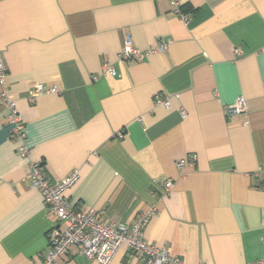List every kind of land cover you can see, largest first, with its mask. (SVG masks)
<instances>
[{"label": "crops", "instance_id": "crops-1", "mask_svg": "<svg viewBox=\"0 0 264 264\" xmlns=\"http://www.w3.org/2000/svg\"><path fill=\"white\" fill-rule=\"evenodd\" d=\"M175 1L189 21L171 0H0V93L52 180L80 171L75 208L119 226L154 208L145 239L185 264L264 263V0ZM127 34L169 44L121 60ZM7 114L0 102V264H38L58 219ZM58 264L100 263L72 246ZM109 264L147 263L122 246Z\"/></svg>", "mask_w": 264, "mask_h": 264}, {"label": "built area", "instance_id": "built-area-1", "mask_svg": "<svg viewBox=\"0 0 264 264\" xmlns=\"http://www.w3.org/2000/svg\"><path fill=\"white\" fill-rule=\"evenodd\" d=\"M171 3L183 20L189 21L190 13L183 11L175 0H171ZM168 44L165 40L160 39L150 48L141 49L135 46L132 36L127 34L119 58L121 60L145 59L150 52L164 50ZM236 52L241 53L240 48H237ZM105 72L114 75L116 70L112 65H109L105 67ZM5 77L6 67L0 59V81L3 82ZM38 88L41 91L59 92L56 86L46 89L43 84H39ZM0 102L5 105L8 111L11 136L18 143L17 149L20 156L30 165L31 185L39 190L46 208L53 212L58 219L57 226L49 232V245L43 259L38 264H58L59 257L66 254L72 246H77L81 254L100 264H109L122 246H126L147 264H185L180 256L173 255L167 248L158 247L145 239V229L155 214L154 208L139 213L132 224L119 226L114 222H106L93 208L84 211L71 205L65 192L78 181L80 171L74 169L59 180H52L47 175L45 163L30 158V149L26 144L24 130L25 121L16 100L10 99L7 91L3 89L0 93ZM157 102L169 106L167 99H158ZM246 106V98L239 96L230 112L232 114L241 113L246 110ZM182 114L186 116V111L183 110ZM196 158L197 156L194 154L192 159ZM187 163L188 160L183 158L179 160L178 165L184 166ZM173 186L172 180H166L165 193L169 194ZM257 264L264 263L260 260Z\"/></svg>", "mask_w": 264, "mask_h": 264}]
</instances>
